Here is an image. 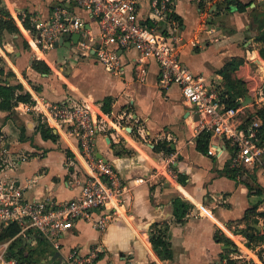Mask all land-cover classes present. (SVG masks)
Returning a JSON list of instances; mask_svg holds the SVG:
<instances>
[{"label":"crops","instance_id":"0c3cea01","mask_svg":"<svg viewBox=\"0 0 264 264\" xmlns=\"http://www.w3.org/2000/svg\"><path fill=\"white\" fill-rule=\"evenodd\" d=\"M222 1L174 0L176 24L161 26L165 34L181 38L180 61L217 89L224 86L219 70L234 57L243 58L234 73L236 78L252 75L245 54L249 52L248 41L240 45L249 32L248 14L237 11L232 3L235 0L218 7ZM2 5L18 31L0 35V67L4 65L0 82L21 83L33 102L0 109V191L18 192L22 200L29 201H64L79 193L85 170L77 139L65 125L50 126L42 111L50 102L81 99L91 102L98 121L96 154L112 164L129 187L125 205L104 230L77 220L59 237L58 249L36 232L22 239V246L38 247V239L43 240L48 252L39 263L48 264H63L71 249L88 253L95 248L102 250L96 264H225L227 258L237 259L239 248L223 249L224 244L217 242L214 234L219 230L233 243L245 244L246 235L240 227L246 228L250 222L244 219L247 210L253 207L249 217H264V173L259 168L231 167L232 147L222 138L214 140L216 154L207 152L212 145L210 136L206 153L198 151V134L193 130L196 114L176 84L166 90L158 87L155 61L147 62L144 81L135 78L136 48L110 44L118 54L120 72L105 68L92 48L79 40L73 43L71 35L63 38V44L43 49L37 41V25L48 20L56 6L82 15L86 28L97 29L95 20L70 0H2ZM246 9L264 13V0H252ZM149 10V0L137 1L141 22H148ZM259 59L255 63L264 64ZM33 60L45 62L49 73L36 71ZM8 70L14 76L7 75ZM42 125L52 129L54 140L42 138ZM162 142L169 153L156 151ZM160 154H174L176 178L137 182L138 178H148ZM177 197L188 202L181 221L173 212ZM257 220L250 224L257 235L264 234V224L258 226ZM155 229L163 230L170 245L171 257L166 260L160 259L151 245L149 236Z\"/></svg>","mask_w":264,"mask_h":264},{"label":"built area","instance_id":"2783aa9c","mask_svg":"<svg viewBox=\"0 0 264 264\" xmlns=\"http://www.w3.org/2000/svg\"><path fill=\"white\" fill-rule=\"evenodd\" d=\"M70 1L95 20L97 29L91 31L86 28L87 22L82 15L65 6H56L50 18L37 25V41L43 49L52 47L65 36L78 33L79 42L93 49L99 63L109 71L120 72L118 54L110 44L115 43L119 48H136L139 56L135 59V78L144 81L147 62L153 60L157 63L158 87L166 90L176 84L192 113L198 116L194 121V132L210 134L212 145L207 151L209 155L216 154L214 140L222 138L232 147L231 167L242 170L259 168L264 173V140L258 135L261 120L256 116L258 106L254 104L262 99L257 96L261 85H251L236 106H226L216 87L183 64L179 59L181 38L165 34L161 29L164 23L176 24L172 17L174 0H149L148 22H141L137 17L138 0ZM249 78L247 75L244 80ZM246 96L250 101L245 105ZM42 113L50 126L62 128L65 125L66 130L75 135L85 170L81 189L74 198L64 201L22 200L18 192L5 194L0 191V228L15 222L20 227L16 236L27 239L36 232L58 249L59 237L74 221L84 220L95 229L104 230L110 218L118 215L119 208L125 205L129 187L112 164L96 156L94 146L98 121L90 101L50 102ZM174 162V154H160L148 178L136 181L175 179ZM11 241H0V264H28L7 257ZM100 251L95 248L88 253H80L71 249L65 254L63 264H96Z\"/></svg>","mask_w":264,"mask_h":264},{"label":"trees","instance_id":"16d2710c","mask_svg":"<svg viewBox=\"0 0 264 264\" xmlns=\"http://www.w3.org/2000/svg\"><path fill=\"white\" fill-rule=\"evenodd\" d=\"M227 0H223L221 3L218 4V7L220 5H226ZM252 2L250 0L247 3H243L239 0H235L233 5H235L238 12L245 11L246 7L249 6V4ZM0 35L3 31L7 32H17L18 28L16 27L15 23L13 22L12 18L10 17V14L8 10L4 8L2 5V0H0ZM262 28L258 35L255 37V41L261 44L260 47V54L263 55L264 53V13L262 14ZM25 26L28 27V24H25ZM243 62V58L234 57L230 59L228 62L224 64L221 70H219V74L222 76V79L224 80V86H228L230 89L225 90L226 95H222L220 93V97L222 100L225 101L226 106H236L238 104V101L235 97H232L231 94H228L231 90V88L237 89L238 92L241 93V97L246 95V88L239 79L235 76V71L238 69L240 64ZM32 67L41 73H49L50 68L48 65L40 60H33L32 61ZM3 68L0 67V73H3ZM7 75L14 76L11 70H8ZM240 89H239V88ZM227 91V92H226ZM238 96V95H236ZM257 96L262 98V105L256 109V116L260 118L261 125L259 127L258 135L261 140H264V82L261 84V86L257 90ZM19 102L27 103V102H33L31 95L29 92H27L21 83H15V84H9V83H3L0 82V109H7L10 110L13 106L17 105ZM104 110L107 111V109L104 108ZM40 133L42 138L44 139H52L54 140L56 138V135L52 132V129L48 126L42 125L40 128ZM210 134L208 132H201L198 134L197 140H196V148L198 151L202 153H206L207 147H208V140H209ZM156 151H164V153H169L171 150L167 147L165 142H162L158 144L155 147ZM230 177H233L230 175ZM249 190H251L250 187H248ZM173 206H174V216L177 221H181V219L184 217L186 210L188 208V202L177 197L173 200ZM253 207L248 209L244 219L247 220L249 217V213H251L253 210ZM256 222V221H254ZM155 228L158 226L155 225ZM166 229V226H165ZM246 229H248V232H245ZM20 230L19 225H17L15 222L8 223L6 225L1 226L0 228V241H5L12 239L8 246V253L7 257L9 258H15L20 263H37L41 260L45 254H47L46 245L40 238L38 239V247H33L31 245H25L22 246V238L19 236H16ZM246 238L248 240V246L250 245V242H260L263 240V237L261 235H257L255 233V228L251 226L250 222H246V228L242 230ZM151 245L158 255L160 259L166 260L171 257V249L169 243L165 240L163 236V230L155 229L150 232L149 236ZM214 239L222 243L224 245L230 246L232 249H235V244L225 238L221 231L217 230L214 234ZM44 245V246H43ZM43 246V247H42ZM50 254H54V252L50 251ZM225 264H239L237 259L233 258H227L225 261Z\"/></svg>","mask_w":264,"mask_h":264},{"label":"rangeland","instance_id":"374dc122","mask_svg":"<svg viewBox=\"0 0 264 264\" xmlns=\"http://www.w3.org/2000/svg\"><path fill=\"white\" fill-rule=\"evenodd\" d=\"M245 12H247V18H248V28L247 31H249L246 34V37L241 40L242 45L246 40L248 41V44L246 45L248 47V53H245L246 56H248L247 63H248V68L249 70L251 69L252 72L250 73L252 75H249L250 78L248 81L244 80V78L241 80L243 82L245 88H246V93L249 91V88L251 85L255 84L257 86L261 85L264 82V64L262 63L257 64L255 61L260 60L259 58L264 61V53L263 55L260 54L259 50L261 47V44L255 41V37L258 35L262 28V14L263 13H255L251 12L249 9H246ZM220 23V21H217ZM251 56V57H250ZM250 58V59H249ZM1 67L4 69V65L1 64ZM263 73V74H262ZM261 76V78H260ZM263 76V77H262ZM263 78V79H262ZM248 84V86H247ZM260 87V86H259ZM239 88V87H238ZM230 88L227 86H218V91L219 93H222V95H226L225 90H229ZM240 89V88H239ZM227 92V91H226ZM228 94H231L232 97H235L236 100H239L241 97V93L237 91L235 88H231L230 92ZM238 95V96H236ZM254 104L258 107L262 105V99L257 100V102H254ZM251 215V213H249ZM254 217V218H253ZM250 222L257 220L255 216L248 217ZM258 226H260L259 223L264 224V217L263 218H258ZM245 225H242L240 228L245 229ZM239 228V227H238ZM249 230L246 229L245 232H248ZM263 237V240L260 242H255L252 241L250 242V245L248 246V240L247 238L245 239V244L243 246L234 243L236 248H239L236 256H238L237 260L239 264H264V234H261ZM49 249H51V246L47 244ZM236 258V257H235Z\"/></svg>","mask_w":264,"mask_h":264},{"label":"water","instance_id":"95a60500","mask_svg":"<svg viewBox=\"0 0 264 264\" xmlns=\"http://www.w3.org/2000/svg\"><path fill=\"white\" fill-rule=\"evenodd\" d=\"M231 1H232V0H228V3L230 4ZM261 3H262V2H259V4H261ZM71 40H72L73 43H77L78 40H79V34H78V33H73V34L71 35ZM58 44H63V38L59 39V41L56 42L55 45H58ZM66 44L68 45V43H66ZM249 101H250V97H249V96H246V97H245V100H244V102H243V104L246 105ZM197 119H198V116L195 115V120H197ZM96 156H97L98 158H102V155H101V154H96ZM102 159H103V158H102ZM103 160L106 161L105 159H103ZM222 248H223V249H228L229 246H228V245H222ZM42 264H48V263H46L45 261H42Z\"/></svg>","mask_w":264,"mask_h":264}]
</instances>
